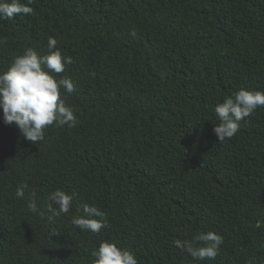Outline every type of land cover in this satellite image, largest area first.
I'll return each instance as SVG.
<instances>
[{"label": "trees", "instance_id": "1", "mask_svg": "<svg viewBox=\"0 0 264 264\" xmlns=\"http://www.w3.org/2000/svg\"><path fill=\"white\" fill-rule=\"evenodd\" d=\"M31 7L0 20V71L29 48L48 54L55 38L71 63L53 75L73 81L65 102L78 123L49 126L33 144L0 109V264H94L104 241L139 264H264V107L231 139L213 131L217 103L264 91V0ZM56 189L73 196L72 209L50 220ZM30 191L43 217L29 211ZM85 204L110 226L75 227ZM209 231L224 240L214 260L193 261L174 244Z\"/></svg>", "mask_w": 264, "mask_h": 264}, {"label": "clouds", "instance_id": "2", "mask_svg": "<svg viewBox=\"0 0 264 264\" xmlns=\"http://www.w3.org/2000/svg\"><path fill=\"white\" fill-rule=\"evenodd\" d=\"M33 3L34 0H26V3H21V0H0V20L11 21L17 16L31 14ZM47 49L48 54L41 56L29 48L17 55L6 71H0L3 122L6 125L14 123L21 135L33 144L45 139V130L49 126L75 127L78 123L74 109L65 102L75 90L73 81L67 77L57 80L53 75L64 72L65 65L70 64L71 59L62 55L53 37L48 38ZM258 107H264V91L243 88L217 103L213 110L219 123L213 131L219 142L234 137L241 123ZM27 188V184L19 185L15 196L24 199ZM29 196V211L43 217L44 213L37 206V193L30 191ZM49 200L52 203L47 206L51 213L48 219L70 213L73 196L66 191L56 189L50 193ZM82 211L83 215L71 218V223L82 231L100 233L102 228L110 226L107 213L98 207L85 204ZM223 243V237L211 231L200 232L191 240L174 241L175 246L181 252H186L193 261L214 260ZM92 255L96 258L94 264H139L133 252L107 241L100 243Z\"/></svg>", "mask_w": 264, "mask_h": 264}]
</instances>
